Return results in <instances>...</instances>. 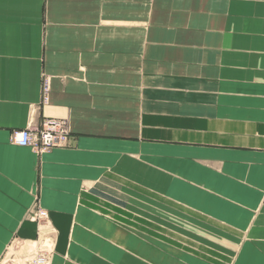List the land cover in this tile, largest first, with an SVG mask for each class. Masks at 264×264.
Returning a JSON list of instances; mask_svg holds the SVG:
<instances>
[{
  "label": "crops",
  "instance_id": "crops-1",
  "mask_svg": "<svg viewBox=\"0 0 264 264\" xmlns=\"http://www.w3.org/2000/svg\"><path fill=\"white\" fill-rule=\"evenodd\" d=\"M146 2L0 0V264L38 236L50 264H147L130 215L166 206L186 264H264V0ZM50 118L66 146L13 142Z\"/></svg>",
  "mask_w": 264,
  "mask_h": 264
},
{
  "label": "rangeland",
  "instance_id": "rangeland-1",
  "mask_svg": "<svg viewBox=\"0 0 264 264\" xmlns=\"http://www.w3.org/2000/svg\"><path fill=\"white\" fill-rule=\"evenodd\" d=\"M153 0H147L146 2V11L147 16L151 15V12L153 11ZM148 25V23H147ZM150 30L147 26V32ZM50 80V76H47ZM51 82V81H50ZM35 216V215H34ZM138 216L137 215H130V245H131V251L130 257L131 261H138L139 254H138V243L139 240L144 242L146 246V263L147 264H155L154 261L157 260L160 256L161 264H170V262H174V264H186V243L187 239L184 233L178 229V237L174 235V237H171V229H170V216H169V208L166 206V208H162V213L160 220L158 222L149 221L146 220L145 224V230L143 233L145 235L139 236V226H138ZM35 221H37L34 218ZM39 222V221H37ZM47 221L39 222V226L43 223L45 224ZM143 231V230H142ZM182 234V235H180ZM54 245V240L49 238H43L41 236H38L36 238V241H32L29 243L28 250L31 251L32 256L30 258L25 259L24 257H17L16 259H11L10 257V264H28L30 260L33 258V256L40 250H46L49 252L50 261H51V254H52V248ZM190 246V245H189ZM191 247V246H190ZM154 249H156V252H154ZM190 255L192 257V253L190 252ZM196 255V254H193ZM192 258H190L191 260ZM15 260V261H14ZM8 263V264H9Z\"/></svg>",
  "mask_w": 264,
  "mask_h": 264
},
{
  "label": "built area",
  "instance_id": "built-area-1",
  "mask_svg": "<svg viewBox=\"0 0 264 264\" xmlns=\"http://www.w3.org/2000/svg\"><path fill=\"white\" fill-rule=\"evenodd\" d=\"M51 80L45 76L42 85L43 102L49 101L51 91ZM68 122L60 119H45L39 125L16 130L12 140L20 147H32L37 152L49 151L56 147L66 146L70 139ZM48 212L39 210L34 218L41 222L48 220ZM28 264H50L49 252L46 250L38 251Z\"/></svg>",
  "mask_w": 264,
  "mask_h": 264
}]
</instances>
